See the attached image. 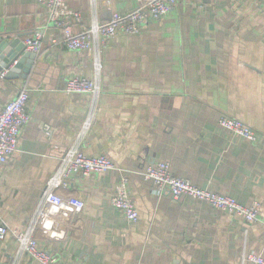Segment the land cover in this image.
<instances>
[{"label": "crops", "instance_id": "0c3cea01", "mask_svg": "<svg viewBox=\"0 0 264 264\" xmlns=\"http://www.w3.org/2000/svg\"><path fill=\"white\" fill-rule=\"evenodd\" d=\"M39 0H0V37L43 35L26 79L0 80V110L21 89L30 121L17 152L0 171V219L26 229L58 159L74 143L89 104L66 95L73 75L92 78L90 58L68 51L46 21ZM91 20V0H66ZM138 0H94L98 21L138 8ZM5 73V72H2ZM97 116L80 148L125 170L138 211L128 223L111 207L121 174L71 176L37 219L38 245L59 264H248L264 258V229L204 202L156 197L140 173L166 162L173 176L244 206L258 203L264 219V0H179L139 35L117 34L102 49ZM226 115L256 132V143L222 131ZM17 245L0 241V264ZM19 264H37L28 256Z\"/></svg>", "mask_w": 264, "mask_h": 264}, {"label": "built area", "instance_id": "2783aa9c", "mask_svg": "<svg viewBox=\"0 0 264 264\" xmlns=\"http://www.w3.org/2000/svg\"><path fill=\"white\" fill-rule=\"evenodd\" d=\"M91 1L93 10L90 23L79 32H73L72 28L81 23V14L70 8L66 0L38 1L47 23L59 33L62 46L68 51L84 53L90 58L93 75L91 79L73 75L64 83L63 93L87 95L89 104L74 143L58 159L57 169L39 197L33 219L23 230L10 229L0 219V241L11 236L17 245L12 264H19L25 256L37 264H59L55 255L39 247L34 231L38 217L46 211L56 193L67 188L71 176L89 177L93 174L119 172L121 176L112 189L110 205L119 211L128 223L135 224L139 219L138 211L129 195L130 181L125 170L116 167L106 157H87L82 154L80 148L97 116V103L101 95V57L105 44L117 34L139 35L146 25L166 17L179 0H138V8L126 13L111 11L109 19L105 22L98 21L94 0ZM42 38V33L35 31L30 38L24 40L26 51L38 53L42 46ZM4 75L5 73H2L0 79ZM28 102V90L21 89L0 110V171L8 165L17 152L20 133L30 121ZM218 126L222 131L249 143L257 141L255 130L238 119L221 115ZM140 176L143 181L151 184L156 197L167 195L174 201L189 197L206 203L216 211L237 217L246 224L261 225L264 229V219L260 215L258 203L244 206L230 196L218 195L196 187L186 179L173 176L169 163H151L140 173ZM245 261L248 264H264V258L256 254L247 255Z\"/></svg>", "mask_w": 264, "mask_h": 264}, {"label": "water", "instance_id": "95a60500", "mask_svg": "<svg viewBox=\"0 0 264 264\" xmlns=\"http://www.w3.org/2000/svg\"><path fill=\"white\" fill-rule=\"evenodd\" d=\"M23 37H0V75L5 72L0 80L26 79L34 67L37 54L26 51Z\"/></svg>", "mask_w": 264, "mask_h": 264}, {"label": "rangeland", "instance_id": "374dc122", "mask_svg": "<svg viewBox=\"0 0 264 264\" xmlns=\"http://www.w3.org/2000/svg\"><path fill=\"white\" fill-rule=\"evenodd\" d=\"M83 122V121H82Z\"/></svg>", "mask_w": 264, "mask_h": 264}]
</instances>
